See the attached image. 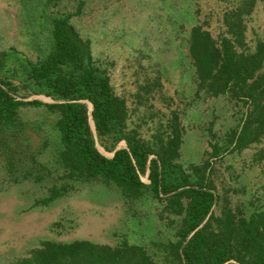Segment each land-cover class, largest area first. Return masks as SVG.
Masks as SVG:
<instances>
[{"label": "rangeland", "instance_id": "374dc122", "mask_svg": "<svg viewBox=\"0 0 264 264\" xmlns=\"http://www.w3.org/2000/svg\"><path fill=\"white\" fill-rule=\"evenodd\" d=\"M240 1L0 0V54H5L1 75L20 86L24 100L52 101L22 85L21 64L46 57L54 18L70 16L74 29L88 41L95 66L125 99L128 129L149 139L169 133L176 116L181 144L174 161L187 168L209 159L220 198L215 213L227 204L249 215L264 207V136L241 151L230 145L210 155V142L222 144L245 108L229 95L196 94L187 42L194 25L216 39L230 36L224 15ZM243 23V48L251 52L264 36V0H254ZM18 117L17 126L0 131V264L26 257L43 240L111 246L126 240L142 245L156 260L164 256L157 244L175 240L183 215L169 212L166 200L149 193L129 200L98 180L61 179L57 114L43 105L27 106L19 109ZM90 124L96 148L110 155ZM121 146L123 140L115 149ZM27 172L43 177L24 178ZM141 179L148 183L145 175ZM69 183L67 192L49 204L37 202L49 194L51 185Z\"/></svg>", "mask_w": 264, "mask_h": 264}, {"label": "trees", "instance_id": "16d2710c", "mask_svg": "<svg viewBox=\"0 0 264 264\" xmlns=\"http://www.w3.org/2000/svg\"><path fill=\"white\" fill-rule=\"evenodd\" d=\"M253 3L241 0L225 13L230 36L216 39L200 25H194L188 36L196 94L229 95L245 108L222 144L210 142L211 156L230 145L232 150L241 151L264 136V36L253 51L243 48V15L250 13ZM69 19L68 15L54 18L52 47L46 57L21 64L22 85L52 101L24 100L20 86L1 75L5 54H0V131L20 123L21 107L43 105L57 114L61 179L98 180L118 188L129 200L149 193L166 200L165 209L183 218L175 240L157 244L164 253L160 260L142 245L126 240L115 246L89 240H43L26 257L11 264H264V207L245 215L224 204L216 214L220 198L211 178L210 160L187 168L174 161L181 144L176 116L172 130L166 134L155 133L143 139L136 129L129 130L125 99L115 94L110 78L95 66L88 41ZM90 120L97 140L111 151L110 155L96 148ZM122 140L125 146L115 149ZM30 176L37 181L43 177L27 172L24 178ZM69 186L53 184L49 194L37 202L47 205L66 193Z\"/></svg>", "mask_w": 264, "mask_h": 264}]
</instances>
